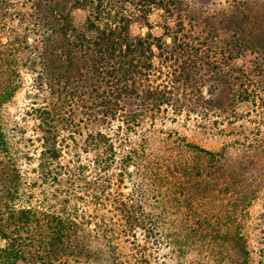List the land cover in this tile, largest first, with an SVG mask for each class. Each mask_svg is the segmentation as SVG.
<instances>
[{
  "label": "trees",
  "instance_id": "16d2710c",
  "mask_svg": "<svg viewBox=\"0 0 264 264\" xmlns=\"http://www.w3.org/2000/svg\"><path fill=\"white\" fill-rule=\"evenodd\" d=\"M229 2L0 0V264H264V0Z\"/></svg>",
  "mask_w": 264,
  "mask_h": 264
},
{
  "label": "rangeland",
  "instance_id": "374dc122",
  "mask_svg": "<svg viewBox=\"0 0 264 264\" xmlns=\"http://www.w3.org/2000/svg\"><path fill=\"white\" fill-rule=\"evenodd\" d=\"M194 6H205L209 7L212 3L221 4L222 7L226 8L230 5L229 0H189ZM87 13L85 11H76L73 14L74 21L79 24L83 22L86 18ZM132 32L138 34L140 30L136 27L133 28ZM26 105L25 92L22 91L18 93L13 100L6 104L1 113L3 117V122L6 128L9 130L10 134H17V141L25 142L27 137L31 135L30 126L25 125V120L23 119V109ZM157 129L165 131L166 133H177L181 137H186V139L192 143L198 144L208 149L217 150L221 147L222 143L225 141L223 137L216 130H211L209 126L202 127L197 118L194 116L192 118L183 115L175 121L166 120L165 122H159L157 124ZM20 131V132H19ZM22 135V136H21ZM261 212V203H257L250 211L251 213V224H255ZM4 241L0 239V248L4 246ZM252 245H255L253 242ZM254 264H258L259 259L254 255ZM168 264H177L174 260H169Z\"/></svg>",
  "mask_w": 264,
  "mask_h": 264
}]
</instances>
